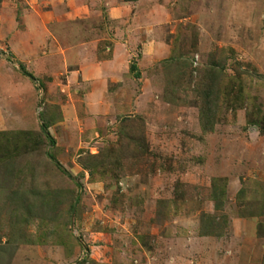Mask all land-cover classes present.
Masks as SVG:
<instances>
[{"label": "rangeland", "instance_id": "374dc122", "mask_svg": "<svg viewBox=\"0 0 264 264\" xmlns=\"http://www.w3.org/2000/svg\"><path fill=\"white\" fill-rule=\"evenodd\" d=\"M0 134V264H264V0H0Z\"/></svg>", "mask_w": 264, "mask_h": 264}, {"label": "trees", "instance_id": "16d2710c", "mask_svg": "<svg viewBox=\"0 0 264 264\" xmlns=\"http://www.w3.org/2000/svg\"><path fill=\"white\" fill-rule=\"evenodd\" d=\"M137 0H124V2H136ZM213 63V62H212ZM214 66H212L209 70H206L205 74H204V88L202 90V100H201V105L199 107V120L201 123V127L204 133L207 132H212L213 131V127L215 126L217 119H216V114H217V101H218V91L216 90V87L218 85V83L220 82V75H221V71L216 70L215 67V63H213ZM22 68V66H20ZM138 76V75H137ZM43 115H41L42 118ZM46 122L43 123L42 125V131H46V129L49 127V123L50 121L45 120ZM51 124V123H50ZM47 134V133H45ZM3 137H5V142L7 143V138L8 135H1L0 134V138L2 139ZM34 142L41 144V139H36L34 140ZM36 143L34 145H36ZM52 143V142H51ZM23 145V144H22ZM33 145V146H34ZM7 146V144H6ZM8 149H4L3 148V153L0 157V162L5 161V160H11L13 159V155L12 153L8 154L7 151ZM99 153H96L94 155H86V157H84V159H82V167L88 171L89 175L93 176L94 173H99V169H104L105 167V163H103L104 161L101 159L104 155L101 153L100 155ZM51 159H53V156H50ZM3 159V160H2ZM5 159V160H4ZM55 166L57 167V169L59 171H61L64 174H67L66 171L63 169V167L58 163V162H54ZM244 190L241 189V193H243ZM222 194V193H221ZM12 195V194H11ZM220 194L217 193L216 189L213 190L212 192V200L215 204V208L218 209L221 201H222V195L221 197L219 196ZM58 196V195H57ZM60 196V195H59ZM14 196L12 195L8 197V199H12ZM71 207L73 208V204L71 205ZM52 208L55 209V207L49 206L47 211H50ZM213 228H211V230L206 231L208 235L214 234L213 232Z\"/></svg>", "mask_w": 264, "mask_h": 264}, {"label": "crops", "instance_id": "0c3cea01", "mask_svg": "<svg viewBox=\"0 0 264 264\" xmlns=\"http://www.w3.org/2000/svg\"><path fill=\"white\" fill-rule=\"evenodd\" d=\"M115 57V56H114ZM113 61L114 60H111V63H113ZM116 61V60H115ZM47 62V61H46ZM108 62H110V61H108ZM107 61H105V62H103V64H105V66L107 65V67H108V63ZM86 64H83V65H81V66H85ZM91 66H94L95 68H93V69H91L92 71V73L91 72H87V73H82V81H83V83H92V81H94L93 83H95V82H97V81H99V82H102L103 81V77L102 76H104V75H106V71L103 69L104 67H102V71H100L99 72V66H103L102 64L100 65V63L99 64H92ZM91 66H90V68H91ZM109 68V67H108ZM83 70V67H80V69L79 70H73V71H75L76 73H78V72H80V71H82ZM102 72H103V75H102ZM92 78V80H91V78ZM95 77H97V78H95ZM101 77H102V79H101Z\"/></svg>", "mask_w": 264, "mask_h": 264}]
</instances>
